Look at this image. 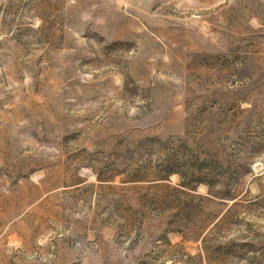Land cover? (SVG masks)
I'll return each mask as SVG.
<instances>
[{
	"label": "rangeland",
	"instance_id": "rangeland-1",
	"mask_svg": "<svg viewBox=\"0 0 264 264\" xmlns=\"http://www.w3.org/2000/svg\"><path fill=\"white\" fill-rule=\"evenodd\" d=\"M0 264H264V0H0Z\"/></svg>",
	"mask_w": 264,
	"mask_h": 264
}]
</instances>
